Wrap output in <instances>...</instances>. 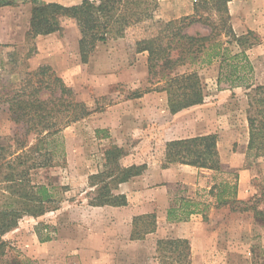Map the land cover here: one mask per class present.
Returning a JSON list of instances; mask_svg holds the SVG:
<instances>
[{
  "label": "trees",
  "instance_id": "trees-1",
  "mask_svg": "<svg viewBox=\"0 0 264 264\" xmlns=\"http://www.w3.org/2000/svg\"><path fill=\"white\" fill-rule=\"evenodd\" d=\"M228 1L195 0L194 13L164 20L159 0H81L72 4L32 0L25 36L33 38L61 31L62 21L70 20L80 34L78 53L81 62H87L97 43L123 39L130 63L137 54H146L147 81L154 85L153 89L166 93L171 113L202 103L203 83L197 68L219 62L218 81L224 75L249 91L251 112L247 118V152L257 153L264 151V83L254 84L251 80L253 66L246 53V48L252 45L247 39L251 31L236 35L230 24L221 25L198 12L200 6L210 5L227 18ZM193 23H201L210 30L190 33L188 28ZM220 36L226 40L221 41ZM233 42L238 46L237 52H232L229 47ZM25 78L23 86L28 87V91L22 88L24 90H15L2 98L7 103L11 119L16 124L23 122L21 134L26 140L16 138L11 151L10 145L0 144V264L28 263L27 258L19 257V251L11 241L4 239V235L16 228L24 217H38L48 212L56 201L53 186L32 182L29 168L48 167L54 158L63 157V129L93 111L48 64L27 72ZM139 95L141 93L135 96ZM122 152L118 146L107 150L104 168L89 176L98 185L90 197V205L121 206L127 203L124 194L114 191L119 183L141 174L147 165H121L118 160ZM159 153L163 168L179 163L216 171L222 169L215 133L164 142ZM221 186L233 191L231 195L218 196L217 207L242 203L236 197V181L232 186L224 181L218 188L222 189ZM198 205V201L189 198H176L167 208L166 218L168 221H186L198 210ZM250 209L264 223V209H256L254 204ZM246 210L243 207L238 211ZM203 217L207 218L206 212ZM155 227V213L136 215L132 220L130 239H142ZM44 228L43 223L34 226L40 241L51 238ZM155 251L159 264H191V247L186 238H159Z\"/></svg>",
  "mask_w": 264,
  "mask_h": 264
},
{
  "label": "rangeland",
  "instance_id": "rangeland-1",
  "mask_svg": "<svg viewBox=\"0 0 264 264\" xmlns=\"http://www.w3.org/2000/svg\"><path fill=\"white\" fill-rule=\"evenodd\" d=\"M56 1L69 4L75 1L79 3L81 0ZM161 1L163 6L159 4L160 13L162 18L167 20L165 17L170 16L172 10H178V8L185 10L184 1L188 0ZM190 1L194 5L193 1L195 0ZM31 7L32 0H0V144L10 145L9 151H11L14 150L16 138L20 139L19 141L26 140L21 134L23 122L16 124L11 119L7 110V103L3 99L10 96L15 90L26 88L28 91V87L23 86L26 73L36 70L39 65H50L55 73L73 88L77 93V98L86 102L93 110L88 116L70 123L63 129L62 135L65 144L63 157L54 158L52 165L48 167H30L28 170L32 182L53 186L56 196L55 203L43 215L24 217L16 228L8 232L10 235L4 237V239L11 241L19 251L20 258L28 259V263L24 262V264H40V261L44 262L46 257L54 254L55 248L45 247L41 249L42 245L38 244L37 240L30 235L34 231V226L42 222L46 225V228L43 229L44 232H49L51 236L56 237L57 230L67 223L74 213V209L90 205L88 202L98 185H95L96 180H90L89 176L104 168L107 150L114 146L121 147L123 152L118 161L123 166L142 164L147 159H141L140 155L149 152L154 153V157H151L149 161L161 164L163 159L159 153L161 146L156 143L157 139L160 138L157 134L156 139H149V141L152 140V145L151 142L150 144L147 141L140 142L138 137H132L129 141L124 142L125 145L120 146L107 128L94 125L97 122L95 116L105 113L113 104L126 98L137 97L135 95L139 93L142 95L155 90L153 89L154 85L148 81L142 82L141 80V82L133 84L129 81L114 82L109 79V68L114 65L113 62L116 63L114 59L110 58V55L114 54L117 59L120 55L126 56L127 68L136 60L135 57V60L130 63L124 40L121 38L109 39L105 43H97L94 50V52L96 49L99 50L96 59L89 61L90 56L94 54L93 52L87 62H81L78 53L80 34L70 20L62 21L63 28L61 31L37 35L33 38L25 36L29 25ZM163 12L167 15H164ZM198 12L207 15L221 25L230 24V16L226 18L224 13L217 12L210 5L207 7L200 6ZM209 30L208 26L201 23H193L188 28L190 33H207ZM218 39L225 41L226 37L220 36ZM247 39L252 45L246 50L255 48L254 52L257 53L261 65L258 74L260 78L255 77L253 70L251 80L255 81L254 84H263L264 35H257L251 31ZM260 43H263V46H256ZM229 47L232 52L238 51L235 42ZM197 69L198 74L199 71L201 72L199 77L203 83V99L208 104L205 112L208 113V117L211 112L215 113V128L212 133L217 135L218 152V143L220 144V141L223 140L222 148L226 153V160L223 162L221 160V171L208 169L210 173L207 174L209 177L207 176L205 185L196 190L198 199L202 200L203 205H206L200 204L198 208L203 211L202 213L206 212V216L212 207L223 210L224 217L230 213L247 214L249 220L252 218V227L251 232L244 236L245 240L243 238L240 240L233 238L229 241L219 239L216 249L211 254L198 255V263L194 262L191 254V264H264V223L259 217L254 216V211L250 209L253 204L256 209H264V151L247 152L249 138L247 118L251 112V101L247 96L249 91L240 89L239 86L241 85L238 82H232L224 75H221V79L218 81L219 62L200 66ZM136 74L139 76L141 74L144 79H147L146 66L143 70L137 69ZM222 92H225L226 95H222ZM116 135L118 134L116 133ZM234 139L236 141H233ZM239 145H244L245 148L243 166L241 168L231 167L228 157L231 156L232 151L238 149ZM134 158L141 160L135 163ZM224 181L231 186L236 181V197L242 203H230L217 207V197L231 195L233 191L231 188H222V186V189L218 188ZM110 186L113 184L111 183ZM214 186L217 187L212 188ZM177 188L173 201L179 197L187 198L186 187L180 185ZM243 207H246L247 210L239 212L238 210ZM214 240L215 238L212 242ZM140 262L142 264H159L155 246L149 254L140 259Z\"/></svg>",
  "mask_w": 264,
  "mask_h": 264
},
{
  "label": "crops",
  "instance_id": "crops-1",
  "mask_svg": "<svg viewBox=\"0 0 264 264\" xmlns=\"http://www.w3.org/2000/svg\"><path fill=\"white\" fill-rule=\"evenodd\" d=\"M72 3L77 2L69 4ZM159 4H163L161 0ZM184 4L185 10L181 8L172 10L170 16H166L165 19H176L193 13L192 1H184ZM227 7L230 25L236 35L248 31L264 35V0H229ZM256 46H263V43ZM254 49H248L246 53L257 78L261 65ZM98 51L96 49L89 61L96 59ZM110 58L116 62H113L114 65L109 68L110 78H108L112 81H129L133 84L141 80L147 81L141 74V77L136 74L137 69L143 70L146 66L145 53L137 54L136 60L128 68L126 56L120 55L117 59L113 54ZM199 75H201L200 71ZM239 87L243 89L242 86ZM221 94L226 95L225 92ZM207 106L203 99L200 104L171 113L168 109L166 93L154 90L113 104L105 113L95 116L97 122L94 125L107 128L120 146L125 145L124 142L132 137H138L140 142L147 141L149 144L151 142L152 145V140L157 138V134L160 138L156 143L162 147L167 141L214 132L215 113L211 112L208 117V113L205 112ZM222 143L223 140L218 143V147L220 161L223 162L226 160V153ZM244 150V145H239L238 149L232 151L231 156L228 157L231 167L243 166ZM153 154L152 152L141 154V159H147L142 162L146 163V169L141 174L119 183L114 191L126 196L125 205H85L76 208L67 223L57 230V236H51L46 241H40L33 231L30 235L42 245L41 249L55 248L54 254L46 257L44 262L40 261V264H142L140 259L153 250L156 240L169 237L188 239L192 258L198 263V255L211 254L216 249L219 239L240 240L251 232L252 218L249 220L247 214L230 213L224 217L223 210L215 207L210 209L205 220L201 209L198 208L186 221H168L167 208L173 203L174 194L180 185L186 187L187 198L203 204L202 200L198 199L196 190L205 185L207 174L210 172L208 169L179 163L163 168L161 164L149 161L154 157ZM141 159L134 158V162L138 163ZM146 213H155V230L147 233L142 239H130L133 217ZM8 235L10 233H6L4 237ZM218 245L220 246V243Z\"/></svg>",
  "mask_w": 264,
  "mask_h": 264
}]
</instances>
